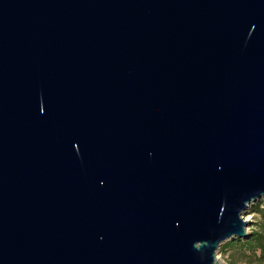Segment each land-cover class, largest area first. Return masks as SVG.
<instances>
[{"label": "water", "instance_id": "obj_1", "mask_svg": "<svg viewBox=\"0 0 264 264\" xmlns=\"http://www.w3.org/2000/svg\"><path fill=\"white\" fill-rule=\"evenodd\" d=\"M264 199V0H0V264H216Z\"/></svg>", "mask_w": 264, "mask_h": 264}, {"label": "rangeland", "instance_id": "obj_2", "mask_svg": "<svg viewBox=\"0 0 264 264\" xmlns=\"http://www.w3.org/2000/svg\"><path fill=\"white\" fill-rule=\"evenodd\" d=\"M262 200L264 199H261L256 203L252 204L246 210V214L243 216V220L249 223L246 229L247 237L236 240L244 241L249 238V235H251V233H257L260 230L259 215L257 213H252L251 211L252 209H254V206L259 204ZM221 249L222 246L216 254V262L219 261L221 264H264V260L258 259V252L255 254L254 257L250 255L249 252L236 251V249H238L237 247L229 248L227 251H222Z\"/></svg>", "mask_w": 264, "mask_h": 264}, {"label": "trees", "instance_id": "obj_3", "mask_svg": "<svg viewBox=\"0 0 264 264\" xmlns=\"http://www.w3.org/2000/svg\"><path fill=\"white\" fill-rule=\"evenodd\" d=\"M252 213L259 215L260 230L257 233H251L246 240H235L233 243H225L222 245V251H227L229 248H238L236 251L249 252L255 257L258 252V259L264 260V200L254 206Z\"/></svg>", "mask_w": 264, "mask_h": 264}, {"label": "bare ground", "instance_id": "obj_4", "mask_svg": "<svg viewBox=\"0 0 264 264\" xmlns=\"http://www.w3.org/2000/svg\"><path fill=\"white\" fill-rule=\"evenodd\" d=\"M216 264H221V263L219 261H217Z\"/></svg>", "mask_w": 264, "mask_h": 264}]
</instances>
